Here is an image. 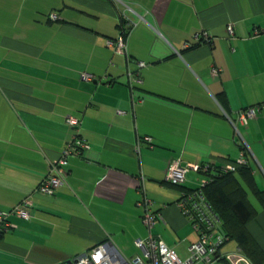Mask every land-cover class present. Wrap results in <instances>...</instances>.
<instances>
[{
    "label": "crops",
    "instance_id": "obj_1",
    "mask_svg": "<svg viewBox=\"0 0 264 264\" xmlns=\"http://www.w3.org/2000/svg\"><path fill=\"white\" fill-rule=\"evenodd\" d=\"M203 28L210 44L194 42ZM120 34L127 54L106 43ZM136 69L141 82L130 87ZM260 102L264 0H0V210L34 191L72 136L88 144L68 157L64 184L33 196L30 218H11L0 264H57L106 241L123 256L138 251L135 239L148 234L136 204L141 175L160 213L152 234L185 255L198 234L174 203L201 175L169 184V162L235 159L230 118ZM238 128L248 164L234 178L254 211L246 231L264 253V110ZM228 241L223 250L238 246Z\"/></svg>",
    "mask_w": 264,
    "mask_h": 264
},
{
    "label": "built area",
    "instance_id": "obj_2",
    "mask_svg": "<svg viewBox=\"0 0 264 264\" xmlns=\"http://www.w3.org/2000/svg\"><path fill=\"white\" fill-rule=\"evenodd\" d=\"M51 19H56L55 13L50 14ZM125 18V19H124ZM123 18L125 28L130 30L136 22L125 16ZM233 23L226 25V31L229 36L234 35ZM125 31V29H124ZM123 31V32H124ZM260 30L254 29V33ZM124 34V33H123ZM208 38L206 32L203 33ZM107 45L115 47L118 51L127 54L125 37L120 34L114 39H107ZM138 67L146 63L142 60L137 61ZM217 68L212 69L216 74ZM128 80L140 82L139 71L128 70ZM80 77L85 80L93 79V75L88 72H81ZM260 110H264V102L248 105L236 111L234 119L230 121L238 134L239 154L235 159L226 162L219 167L222 172H234L239 167L248 164V144L241 136L238 126L244 125L249 119L254 118ZM121 113V110H118ZM69 125H77L78 120L74 116L67 119ZM150 140V137H144ZM139 142L137 143V149ZM85 148H88L87 142L80 136L74 135L62 149L59 156L49 164L46 175L40 180L31 194L23 197L19 203L8 210H0V235L16 227L12 217L28 219L31 217V208L33 207V196L52 195L55 190L66 182V165L68 157L72 154H81ZM179 158H174L169 162L165 173V180L171 184H179L186 180V173L190 171L200 174L196 186L182 192L180 197L175 201V206L180 210L185 218L190 222L193 229L198 234V238L187 245L186 254L180 256L171 247L156 235H153L151 228L156 219L160 216L159 211L153 210V201L146 194L144 185V176H140V184L137 191L140 194L136 204L141 208L142 222L148 229V234L144 237L135 239V245L140 252L131 257H125L115 250L110 241L100 242L91 247L84 254L61 261L57 264H253V262L244 255L242 248L236 246L230 250H223L224 243L229 240V236L221 228V220L218 213L213 209L211 202L205 197L204 186L212 178L213 166L208 161L204 162H180Z\"/></svg>",
    "mask_w": 264,
    "mask_h": 264
},
{
    "label": "trees",
    "instance_id": "obj_3",
    "mask_svg": "<svg viewBox=\"0 0 264 264\" xmlns=\"http://www.w3.org/2000/svg\"><path fill=\"white\" fill-rule=\"evenodd\" d=\"M51 13H55V12H50V14ZM50 14H49V18L51 19ZM56 19H58V15ZM56 19H51V20H56ZM204 32L207 33L208 38L204 37L203 34ZM212 39H213V35L204 28L194 35V40H195L194 42L197 43L210 44L212 42L211 41ZM213 68H211V72ZM217 69L218 71L215 75L219 73V68ZM136 70L139 71V69ZM92 80H97V78L93 75V79L89 81ZM140 82L133 81L132 84H130L128 80V84L130 85V87H133L134 83H140ZM219 167L213 166V174H212L213 178L204 186V192L206 195L205 197L208 198V200L211 202L213 206V209L218 213L221 220V228L223 229V232H225L229 236V239L236 240L238 246L241 247L243 252L245 253L244 255H246L249 259H251L254 264H259V262L264 260V253H262V251L259 249L257 244L254 243L255 241L250 236L249 232L246 231L247 229L245 227L247 221L252 217L254 211L251 207H249V203L245 199L244 195L240 194V192L238 193L240 188L236 184L237 182L236 179L234 178V172H222L219 170ZM243 168H245V166L239 167L238 170H241ZM172 185H178V184H172ZM195 186L196 184L192 187L185 188L182 190V192H185ZM259 198L264 200V196L262 195H259Z\"/></svg>",
    "mask_w": 264,
    "mask_h": 264
},
{
    "label": "rangeland",
    "instance_id": "obj_4",
    "mask_svg": "<svg viewBox=\"0 0 264 264\" xmlns=\"http://www.w3.org/2000/svg\"><path fill=\"white\" fill-rule=\"evenodd\" d=\"M228 242H230V241H228ZM233 241H231L230 243H228V244H230L229 246H231V247H233L232 245H233ZM226 245V244H225ZM235 245V244H234ZM138 252H140V250L138 249V251L136 250V252L135 251H129V252H125V251H123V253H124V255L126 256V257H130V256H132V255H134L135 253H138ZM180 256H184V254H179Z\"/></svg>",
    "mask_w": 264,
    "mask_h": 264
}]
</instances>
